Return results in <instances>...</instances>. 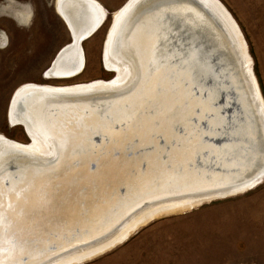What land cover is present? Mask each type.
I'll return each instance as SVG.
<instances>
[{
	"label": "bare ground",
	"instance_id": "bare-ground-1",
	"mask_svg": "<svg viewBox=\"0 0 264 264\" xmlns=\"http://www.w3.org/2000/svg\"><path fill=\"white\" fill-rule=\"evenodd\" d=\"M63 1L55 6L74 38L107 16L95 0ZM200 1L227 32L231 58L182 41L181 0H132L105 45L113 80L17 90L9 121L31 144L0 135V264H84L154 220L263 182L264 99L252 59L227 9ZM75 43L47 78L82 72ZM79 92L113 94L69 97Z\"/></svg>",
	"mask_w": 264,
	"mask_h": 264
},
{
	"label": "rangeland",
	"instance_id": "rangeland-1",
	"mask_svg": "<svg viewBox=\"0 0 264 264\" xmlns=\"http://www.w3.org/2000/svg\"><path fill=\"white\" fill-rule=\"evenodd\" d=\"M95 1L109 16L83 43L82 72L58 79L45 73L57 53L71 43V35L56 0H0V34L6 39L0 45L1 136L31 144L24 125L11 126L8 120L9 103L21 86L61 88L115 78L105 67L103 50L115 13L129 0ZM217 1L245 39L264 99V0ZM84 264H264V180L245 195L154 220L111 252Z\"/></svg>",
	"mask_w": 264,
	"mask_h": 264
},
{
	"label": "water",
	"instance_id": "water-1",
	"mask_svg": "<svg viewBox=\"0 0 264 264\" xmlns=\"http://www.w3.org/2000/svg\"><path fill=\"white\" fill-rule=\"evenodd\" d=\"M132 0H129L123 7L125 8L128 3H130ZM68 2V0L63 1V3ZM181 2H184V4H182L184 7L187 6V12L182 15H184L182 18V22L181 19L180 21L177 23L175 22L174 25L175 29H181V34L183 36L182 41L183 42H189L193 45H197L199 46V48L202 51L205 50H213L214 52L220 53L221 56L227 57V58H231V53L229 52L228 47H225L224 44V40L222 41L221 38V34H223L225 36V38H227V34H225V30H223V32H221V22L219 21V19L215 16H213L210 11L206 8V6L200 1V0H181ZM109 16V13L107 16H105L106 18H104L103 20L100 19L98 22L95 23V25H93V27H91L88 31H86L83 36L79 37V38H74L73 33L71 31V29L69 28L68 24V30L70 32L71 35V43L67 44L66 46H64L55 56L50 68L54 67L55 63L57 62V60L60 59V57L62 55H64L65 51L71 49V47H75L76 45V41L78 42L81 50L83 49V43L85 41H87L89 38H91L93 35H95L105 24L107 18ZM114 17V16H113ZM114 23V18L112 21V25L111 28L113 26ZM66 24V23H65ZM182 24H185L187 26H185V30L182 28ZM181 26V27H180ZM110 28V30H111ZM109 30V32H110ZM192 30V33H189ZM109 32L107 34V38H106V42L108 39V35ZM185 33V34H184ZM227 33V32H226ZM76 39V40H75ZM230 41V39H229ZM228 41V42H229ZM105 42V45H106ZM84 51V50H83ZM82 51V52H83ZM104 55H105V47L103 50V62H104ZM219 58V55H215V60ZM115 74H117L116 72H114ZM18 90V89H17ZM15 90L16 92H14L15 94L19 91ZM13 93V96L11 98L10 103L13 101L15 94ZM113 93L110 92H102V93H98V94H93L92 96H85L86 92H79L78 94H69V97H80L82 99H94V100H99L101 97L104 96H111ZM55 96H59L61 94H54ZM221 100H223V97L221 98ZM9 103V106H10ZM229 111V110H228ZM8 120H9V107H8ZM27 135L29 136L27 129L25 126H22ZM29 139L31 141V137L29 136Z\"/></svg>",
	"mask_w": 264,
	"mask_h": 264
}]
</instances>
